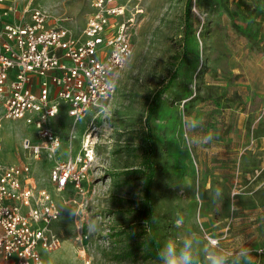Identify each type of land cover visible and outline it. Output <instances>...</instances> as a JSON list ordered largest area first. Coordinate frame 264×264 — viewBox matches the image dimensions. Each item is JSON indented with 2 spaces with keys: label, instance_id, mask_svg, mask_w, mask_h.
<instances>
[{
  "label": "rangeland",
  "instance_id": "374dc122",
  "mask_svg": "<svg viewBox=\"0 0 264 264\" xmlns=\"http://www.w3.org/2000/svg\"><path fill=\"white\" fill-rule=\"evenodd\" d=\"M93 1L17 0L22 9L40 10L49 26L75 32L85 26ZM129 1L133 54L116 76V94L80 121L63 107L54 126L63 145L53 157L36 160L25 152L24 139L39 141L34 130L2 121L0 109V161L30 164L37 188L52 189L57 164L87 151L93 158L84 193L70 187L57 194L56 231L64 243L43 253L45 264H81L83 250L92 264H154L107 256L121 249L112 235L133 217L126 202L142 197L139 182L125 184L124 174L141 167L149 134L157 241L188 229L230 249L243 240L261 251L253 255L264 264V0H192L189 11L188 0ZM194 118L203 121L200 128L184 127ZM208 133L215 134L212 143L191 146ZM216 188L224 198L213 202ZM71 209L79 215L70 216ZM90 218L99 225L94 235L87 234Z\"/></svg>",
  "mask_w": 264,
  "mask_h": 264
},
{
  "label": "built area",
  "instance_id": "2783aa9c",
  "mask_svg": "<svg viewBox=\"0 0 264 264\" xmlns=\"http://www.w3.org/2000/svg\"><path fill=\"white\" fill-rule=\"evenodd\" d=\"M129 7V0H94L85 26L75 32L49 26L40 10L22 9L17 0H0L2 121L34 130L39 141L22 143L34 159L61 149L54 126L63 107L80 121L116 94V76L133 54L135 19ZM3 143L0 133V151ZM92 161L87 151L57 164L50 173L52 189L37 188L30 164L0 161V264H45L43 253L62 247L57 194L70 187L84 193ZM79 258L92 264L85 250Z\"/></svg>",
  "mask_w": 264,
  "mask_h": 264
},
{
  "label": "clouds",
  "instance_id": "9594fccd",
  "mask_svg": "<svg viewBox=\"0 0 264 264\" xmlns=\"http://www.w3.org/2000/svg\"><path fill=\"white\" fill-rule=\"evenodd\" d=\"M118 80L116 82V86ZM203 121L198 118L190 120L187 124L183 121L184 127H190L192 130L200 128ZM215 134L208 133L203 137H198L192 142L191 146H198L200 143H212ZM59 142V138L53 140V144ZM189 145V142H187ZM234 195H238L234 194ZM201 200L200 192L197 190L194 195ZM224 198L223 190L216 188L211 194L210 199L213 202ZM79 215L78 209H71L70 216ZM177 225L183 224V218L176 220ZM99 230V225L95 219H89L87 222V234L94 235ZM253 248L248 243L241 241L240 245L234 249L227 248L222 241L212 236L211 240L202 237L197 232L188 229L177 233L173 237L167 238L163 243L157 241L155 250L154 264H256V257Z\"/></svg>",
  "mask_w": 264,
  "mask_h": 264
},
{
  "label": "trees",
  "instance_id": "16d2710c",
  "mask_svg": "<svg viewBox=\"0 0 264 264\" xmlns=\"http://www.w3.org/2000/svg\"><path fill=\"white\" fill-rule=\"evenodd\" d=\"M192 0H188V9ZM188 15V13H187ZM153 112V111H152ZM149 145L148 151L145 153L139 169L128 170L124 175L129 177L125 184L132 185L133 181L139 182L142 197L140 199L130 198L126 203L133 217L127 228L118 230L112 235L115 246L120 250H114L107 254L112 260L117 262H155V250L157 247V239L152 231L153 218L155 208L152 198L154 181L156 178V166L153 160L154 145L153 137L149 134L146 138ZM121 207L125 201L119 200Z\"/></svg>",
  "mask_w": 264,
  "mask_h": 264
},
{
  "label": "crops",
  "instance_id": "0c3cea01",
  "mask_svg": "<svg viewBox=\"0 0 264 264\" xmlns=\"http://www.w3.org/2000/svg\"><path fill=\"white\" fill-rule=\"evenodd\" d=\"M17 3H18V2H17ZM19 7H20V6H19ZM240 161H241V160H240ZM239 163H240V162H239ZM239 165H240V164H239ZM216 175H217V174H216ZM228 176H229V175H228ZM228 176H227V177H228ZM216 177L219 178V177H220V174L217 175ZM229 177H230V176H229Z\"/></svg>",
  "mask_w": 264,
  "mask_h": 264
},
{
  "label": "bare ground",
  "instance_id": "6f19581e",
  "mask_svg": "<svg viewBox=\"0 0 264 264\" xmlns=\"http://www.w3.org/2000/svg\"><path fill=\"white\" fill-rule=\"evenodd\" d=\"M94 135V134H93ZM91 137H92V135L89 137L90 139H91ZM95 139H96V137H95ZM97 142V141H96ZM96 142H95V144H96ZM89 146H90V141H89Z\"/></svg>",
  "mask_w": 264,
  "mask_h": 264
}]
</instances>
